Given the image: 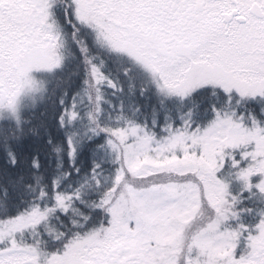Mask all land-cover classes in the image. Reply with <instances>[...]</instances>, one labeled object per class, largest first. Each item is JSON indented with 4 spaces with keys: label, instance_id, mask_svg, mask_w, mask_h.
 <instances>
[{
    "label": "snow or ice",
    "instance_id": "obj_1",
    "mask_svg": "<svg viewBox=\"0 0 264 264\" xmlns=\"http://www.w3.org/2000/svg\"><path fill=\"white\" fill-rule=\"evenodd\" d=\"M0 264H264V0H0Z\"/></svg>",
    "mask_w": 264,
    "mask_h": 264
}]
</instances>
